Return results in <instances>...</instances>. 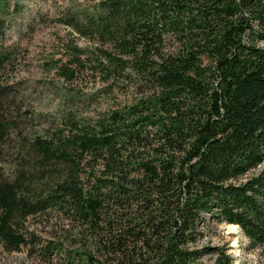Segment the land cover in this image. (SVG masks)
I'll list each match as a JSON object with an SVG mask.
<instances>
[{
    "label": "trees",
    "instance_id": "trees-1",
    "mask_svg": "<svg viewBox=\"0 0 264 264\" xmlns=\"http://www.w3.org/2000/svg\"><path fill=\"white\" fill-rule=\"evenodd\" d=\"M63 23L91 50L55 69L110 101L20 136L11 175L0 155L3 248L36 218L69 230L72 264H232L205 244L208 219L263 246L264 0H92ZM24 126L0 118V147Z\"/></svg>",
    "mask_w": 264,
    "mask_h": 264
},
{
    "label": "rangeland",
    "instance_id": "rangeland-1",
    "mask_svg": "<svg viewBox=\"0 0 264 264\" xmlns=\"http://www.w3.org/2000/svg\"><path fill=\"white\" fill-rule=\"evenodd\" d=\"M91 3L92 0H7L1 20L0 49L10 59L0 70V118L23 122L25 126L10 130L6 143L0 147L6 175L14 172L20 136L43 134L58 125L68 110L78 115H95L103 109L104 101H110L98 93L101 85L94 76L84 74L68 80L55 69L60 65L72 67L77 49L90 52L91 44L72 32L63 19L69 12ZM73 95L86 100L68 102L66 98ZM207 225L205 244L224 248L232 264H264V245L251 247L240 229L229 228L231 224L208 219ZM25 232L30 242L19 251L8 252L0 244V264H72L67 252L76 251L77 246L72 244L69 230L53 220L36 218L26 223ZM54 243H62V249L51 254L47 247Z\"/></svg>",
    "mask_w": 264,
    "mask_h": 264
},
{
    "label": "bare ground",
    "instance_id": "bare-ground-1",
    "mask_svg": "<svg viewBox=\"0 0 264 264\" xmlns=\"http://www.w3.org/2000/svg\"><path fill=\"white\" fill-rule=\"evenodd\" d=\"M229 228L232 229L233 231H238L235 225H229Z\"/></svg>",
    "mask_w": 264,
    "mask_h": 264
},
{
    "label": "water",
    "instance_id": "water-1",
    "mask_svg": "<svg viewBox=\"0 0 264 264\" xmlns=\"http://www.w3.org/2000/svg\"><path fill=\"white\" fill-rule=\"evenodd\" d=\"M232 225V224H231ZM238 229H239V227L237 226V225H235Z\"/></svg>",
    "mask_w": 264,
    "mask_h": 264
}]
</instances>
